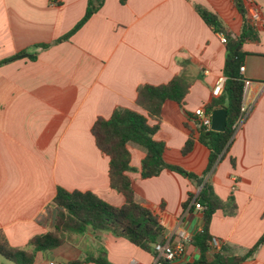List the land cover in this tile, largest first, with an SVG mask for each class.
<instances>
[{
  "label": "crops",
  "instance_id": "1",
  "mask_svg": "<svg viewBox=\"0 0 264 264\" xmlns=\"http://www.w3.org/2000/svg\"><path fill=\"white\" fill-rule=\"evenodd\" d=\"M235 1L102 0L67 41L54 43L80 21L88 0H0V61L22 51L36 53L34 61L0 66V230L12 248L24 249L32 237L52 229L49 205L58 187L123 205V196L109 187L108 158L96 148L90 131L97 118L108 119L116 107L147 117L136 104L141 85L166 84L182 73L188 77L183 106L164 102L153 138L165 145L164 162L198 176L204 172L209 151L198 141L194 111H206L215 99L211 92L216 80L224 79L226 49L195 7L215 14L234 37L242 28ZM239 2L246 18L250 6L259 14L252 24L256 39L242 46V74L252 82L248 114L227 153L205 177L221 201L232 197L235 203L233 215L217 211L208 226L212 239L234 256L244 255L264 233V0ZM37 45L48 47L34 49ZM148 123L157 124L150 118ZM190 135L192 150L182 155ZM127 149L135 200L153 211L163 204L165 240L177 243L179 232L188 239L183 255L172 264L199 262L190 240L202 229V213L183 204L200 187L168 170L143 179L144 150L134 144ZM97 235L88 231L74 236L37 253L33 264H72L98 256L111 264H154V254L122 238ZM206 260L212 261L211 252ZM241 264H264V243Z\"/></svg>",
  "mask_w": 264,
  "mask_h": 264
},
{
  "label": "trees",
  "instance_id": "2",
  "mask_svg": "<svg viewBox=\"0 0 264 264\" xmlns=\"http://www.w3.org/2000/svg\"><path fill=\"white\" fill-rule=\"evenodd\" d=\"M102 0H88L87 7L80 21L64 36L54 43L67 41L78 31L90 17L98 11ZM235 7L242 14V28L239 35L232 37L226 32L218 17L210 11L196 6L195 10L203 22L214 32L225 37V60L222 70L224 83L222 93L212 100L206 107V112L216 108L226 111V126L223 132H214L198 127V141L209 151L206 169L201 175L185 171L179 166L171 165L163 160L165 145L154 140V135L159 129V119L162 106L166 101H172L183 106L184 99L190 88V81L185 74L174 76L169 82L161 85H141L136 90V104L147 112V117L130 109L116 107L108 119L97 118L91 127V135L96 148L108 158V181L110 189L121 194L124 203L120 207L112 206L91 192L67 191L57 188L56 194L49 207L54 211L52 229L32 237L24 249L12 248L0 230V257L15 264H33L36 254L51 251L72 240L74 236L91 232L109 234L122 238L132 245L154 254L153 246L165 241V228L161 223L163 204L157 211L139 204L135 200L132 184L127 176L134 169L130 166V153L128 144H134L144 150L145 156L141 161L139 172L143 179L158 176L162 171L174 172L200 187L197 195L189 193L183 204L184 208L195 209L194 204L202 207V229L190 240L200 254L199 262L194 264H241L251 258L264 243V233L258 242L242 256L227 253L221 246L220 250L212 252L208 226L215 212L223 211L233 215L236 210L233 198L227 202L221 201L213 192L211 185L205 181L206 175L214 168L221 158L227 153L235 133L234 125L240 115V106L243 88V74L240 68L244 65L246 53L242 46L246 41L255 40V28L245 16L239 0ZM48 45H37L34 49H44ZM20 59L34 61L36 53L22 51L12 57L0 61V66ZM148 118L154 119L157 124L150 125ZM192 135L189 136L182 148V155L190 153L193 147ZM233 164V161L231 160ZM201 201L204 203L202 204ZM211 252L212 261L207 262L206 254ZM100 253H103L101 250ZM111 264L106 258H86L77 260L72 264Z\"/></svg>",
  "mask_w": 264,
  "mask_h": 264
},
{
  "label": "built area",
  "instance_id": "3",
  "mask_svg": "<svg viewBox=\"0 0 264 264\" xmlns=\"http://www.w3.org/2000/svg\"><path fill=\"white\" fill-rule=\"evenodd\" d=\"M248 19L251 24H255L259 20L258 11L250 6L248 9ZM219 35V40L222 44L226 43V39L223 35ZM244 68H240V73L242 74ZM224 79L219 78L216 80L214 87L212 89V97L217 98L222 93ZM251 81L244 78L243 80V88H242V98H241V106H240V115L234 125L235 131L242 125L247 114L248 108L246 105V96L248 93V89L251 85ZM194 117L198 122L199 127L204 128L206 130H210L211 126V113L206 112L203 108H198L194 111ZM194 207L196 210L201 211L202 207L199 203H195ZM179 241L175 244L165 240L163 243H157L153 246V250L155 253L154 256V264H172L176 259L180 258L184 253L185 242H188L185 234L183 232L178 233ZM211 250L212 252H216L220 250L221 243L215 239L211 240ZM48 264H54L53 262H49Z\"/></svg>",
  "mask_w": 264,
  "mask_h": 264
},
{
  "label": "water",
  "instance_id": "4",
  "mask_svg": "<svg viewBox=\"0 0 264 264\" xmlns=\"http://www.w3.org/2000/svg\"><path fill=\"white\" fill-rule=\"evenodd\" d=\"M226 126V111L223 108H216L211 112L210 130L214 132H223ZM203 204L204 202L201 201Z\"/></svg>",
  "mask_w": 264,
  "mask_h": 264
},
{
  "label": "rangeland",
  "instance_id": "5",
  "mask_svg": "<svg viewBox=\"0 0 264 264\" xmlns=\"http://www.w3.org/2000/svg\"><path fill=\"white\" fill-rule=\"evenodd\" d=\"M0 264H9L2 257H0Z\"/></svg>",
  "mask_w": 264,
  "mask_h": 264
}]
</instances>
